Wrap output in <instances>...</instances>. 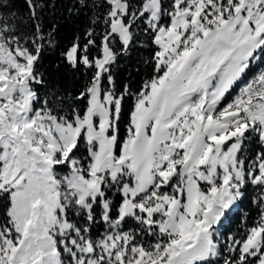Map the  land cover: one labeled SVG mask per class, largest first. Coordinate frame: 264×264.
<instances>
[{
	"label": "snow or ice",
	"instance_id": "1",
	"mask_svg": "<svg viewBox=\"0 0 264 264\" xmlns=\"http://www.w3.org/2000/svg\"><path fill=\"white\" fill-rule=\"evenodd\" d=\"M23 4L0 0V264H264V0Z\"/></svg>",
	"mask_w": 264,
	"mask_h": 264
},
{
	"label": "trees",
	"instance_id": "2",
	"mask_svg": "<svg viewBox=\"0 0 264 264\" xmlns=\"http://www.w3.org/2000/svg\"><path fill=\"white\" fill-rule=\"evenodd\" d=\"M67 5L58 3L56 6L55 15H46L45 20L46 23H52V22H58L60 24L59 32H58V40L60 47L57 48L55 53H52L50 55H46L45 60L43 62V67L48 68L49 71H51L50 65H54L58 62V53L60 51V48H62L69 40L72 39V35L74 32V26L69 25L64 20V16L62 15L63 9ZM24 4L23 0H15V6L14 10L19 9L20 12L24 11ZM76 24H79L82 28L84 26V18L81 17L78 20L75 21ZM142 54L144 56H147L149 53L147 50H141ZM136 56L137 54L133 53V60L132 63H136ZM121 64L124 66L118 70V81L123 80L125 77L129 75L130 69L128 68L129 61L122 60ZM151 69L147 68L144 65H140L139 72H132L131 74V80L133 82V88L135 89L138 84L141 81V78L145 76L147 72H150ZM56 79H59L62 86H64L66 89L70 91H75V89H78L80 87V84L83 80V77H80L77 80H73L71 77V74L67 73V69L65 67H61L60 72L56 74ZM130 104V101H128L125 105V119H126V113H127V107ZM121 133L123 135V125L121 128ZM255 190L250 189L248 192L247 197L241 202L240 209L234 213L233 219L229 226V231H235L241 224V216L243 213H248V223L251 224L253 220H255L257 214H258V208L252 203V196L254 195Z\"/></svg>",
	"mask_w": 264,
	"mask_h": 264
}]
</instances>
